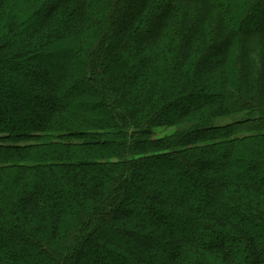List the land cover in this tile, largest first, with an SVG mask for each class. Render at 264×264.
<instances>
[{
    "label": "trees",
    "instance_id": "obj_1",
    "mask_svg": "<svg viewBox=\"0 0 264 264\" xmlns=\"http://www.w3.org/2000/svg\"><path fill=\"white\" fill-rule=\"evenodd\" d=\"M0 110V264H264V0H0Z\"/></svg>",
    "mask_w": 264,
    "mask_h": 264
},
{
    "label": "rangeland",
    "instance_id": "obj_2",
    "mask_svg": "<svg viewBox=\"0 0 264 264\" xmlns=\"http://www.w3.org/2000/svg\"><path fill=\"white\" fill-rule=\"evenodd\" d=\"M22 100H24L23 102H24V104H26V105H29L30 103H29V101L28 100H26V98L25 97H23V98H21ZM36 102V101H35ZM41 114H42V117L40 116V118H41V122H40V124L42 123V122H44V120H45V116H44V113H45V108H44V110L43 111H41L40 112ZM0 121L1 122H3L4 121V115H2V113H1V110H0ZM229 122V120H226V123H228ZM224 124H225V121L223 122ZM175 132H176V130H174V129H163V128H160V129H157V130H155L154 131V134H155V136L156 137H164V136H168V135H174L175 134ZM0 141H3V140H0ZM26 141V140H25ZM2 144V142H0V145ZM108 232L109 233H111L110 235H113L114 233H115V236H116V238H115V240L117 239V241L121 244V245H123V244H125L126 245V243H125V241H123V234L122 233H120V232H118V230L115 228V229H110V230H108ZM127 246V245H126ZM102 250V253L103 254H105V257H107L111 262V264H114L115 262H118L119 261V258L117 257V259L114 257V256H116L115 254V252H113V251H111V250H106V249H101ZM157 250L160 252V254H164L165 253V251L164 250H162V249H160V246H158L157 247ZM95 251H96V249H95ZM98 251V250H97ZM108 260V261H109Z\"/></svg>",
    "mask_w": 264,
    "mask_h": 264
}]
</instances>
